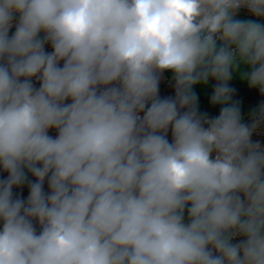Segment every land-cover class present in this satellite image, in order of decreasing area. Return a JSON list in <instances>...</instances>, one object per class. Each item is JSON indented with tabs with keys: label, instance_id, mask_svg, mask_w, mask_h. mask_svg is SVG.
<instances>
[{
	"label": "clouds",
	"instance_id": "clouds-1",
	"mask_svg": "<svg viewBox=\"0 0 264 264\" xmlns=\"http://www.w3.org/2000/svg\"><path fill=\"white\" fill-rule=\"evenodd\" d=\"M262 20L264 0H0V264H264V100L246 124L230 87L264 96Z\"/></svg>",
	"mask_w": 264,
	"mask_h": 264
},
{
	"label": "built area",
	"instance_id": "built-area-1",
	"mask_svg": "<svg viewBox=\"0 0 264 264\" xmlns=\"http://www.w3.org/2000/svg\"><path fill=\"white\" fill-rule=\"evenodd\" d=\"M238 15H242L243 17H249V18H252V19H256L255 17L251 16L248 12V10L246 8H241L237 14ZM236 16V17H237ZM234 17V18H236ZM18 22V15L16 17H14V20H13V28L10 30V35L15 31V24ZM262 23H264V20L261 21ZM41 35H43V33H41ZM45 49L46 51H51V45L48 44V45H45ZM34 83L36 84V86L38 87L39 84L38 82L34 81ZM174 85L172 83H170V78L167 76V72H165L163 74V77L161 79V82H160V96L163 98V97H168V96H174ZM248 108L247 107H244V108H241V113H242V116L244 117V122L247 124V123H250L251 122V116L250 114L258 107V106H252L250 104H247ZM201 112V111H200ZM204 113H207V112H204ZM209 115V117H215V116H218V115H213V114H210V113H207ZM141 115H143L141 113ZM50 135H53L55 136L56 135V132L55 130H50ZM169 139H171V133L169 132ZM252 140L253 141H257L259 140L261 145L264 146V125H261V127L253 133V136H252ZM29 175V179H34V177L31 176V174H28ZM7 176V173L3 172L2 169H0V179L2 178H5ZM44 189L45 191H48V186H47V182H45V185H44ZM13 191L15 193H18L21 195V198L22 199H26L27 196H28V192H29V189H28V186L27 185H24L22 188H14ZM2 226V225H0ZM240 239H242V237H237L233 243H236L238 242Z\"/></svg>",
	"mask_w": 264,
	"mask_h": 264
},
{
	"label": "rangeland",
	"instance_id": "rangeland-1",
	"mask_svg": "<svg viewBox=\"0 0 264 264\" xmlns=\"http://www.w3.org/2000/svg\"><path fill=\"white\" fill-rule=\"evenodd\" d=\"M236 19H252L249 17H243L242 15H238ZM167 76L171 78V73L167 72ZM231 86H239V87H248L245 82L239 80L236 76L233 77V80L230 82ZM214 84L212 83V79H210L209 83L206 86L196 85L193 90L198 96V107L199 110L206 111L207 113H212L216 110V107H221L220 105H212L211 104V95L213 92ZM234 102H238L240 106L247 107V104L241 103L233 99ZM249 107V106H248ZM247 107V108H248ZM249 109V108H248Z\"/></svg>",
	"mask_w": 264,
	"mask_h": 264
},
{
	"label": "water",
	"instance_id": "water-1",
	"mask_svg": "<svg viewBox=\"0 0 264 264\" xmlns=\"http://www.w3.org/2000/svg\"><path fill=\"white\" fill-rule=\"evenodd\" d=\"M212 83H217L214 79H212ZM230 87L236 89L233 99L239 101L244 104H250L252 106H259L261 100H264V96H261L259 93V89H252L249 87H239V86H231Z\"/></svg>",
	"mask_w": 264,
	"mask_h": 264
},
{
	"label": "trees",
	"instance_id": "trees-1",
	"mask_svg": "<svg viewBox=\"0 0 264 264\" xmlns=\"http://www.w3.org/2000/svg\"><path fill=\"white\" fill-rule=\"evenodd\" d=\"M241 108H244L242 106H240ZM242 110V109H241ZM201 112H206V111H203V110H199ZM219 111H220V107H216V110L210 114H213V115H219Z\"/></svg>",
	"mask_w": 264,
	"mask_h": 264
}]
</instances>
